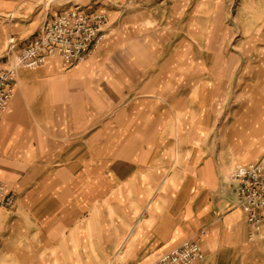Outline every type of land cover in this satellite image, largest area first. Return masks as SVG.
I'll use <instances>...</instances> for the list:
<instances>
[{"label":"rangeland","instance_id":"374dc122","mask_svg":"<svg viewBox=\"0 0 264 264\" xmlns=\"http://www.w3.org/2000/svg\"><path fill=\"white\" fill-rule=\"evenodd\" d=\"M73 5L109 20L79 65L92 64L88 85L118 111L113 124L102 125L99 148L84 143L83 213L58 216L68 224V264H158L173 250L158 260L140 237L153 212L160 222L179 215L188 229L191 180L212 176L230 184L221 196L231 195L239 208L231 174L264 161V0H0V59L11 39L19 44L18 35ZM148 144L154 151L147 165L138 160ZM158 172L179 181H159ZM94 176L100 181L90 182ZM239 209L243 243L236 252L215 248L213 264H264L263 236ZM43 217L48 224L54 216ZM209 229L186 240L198 242L205 259ZM77 239L84 241L81 252Z\"/></svg>","mask_w":264,"mask_h":264},{"label":"crops","instance_id":"0c3cea01","mask_svg":"<svg viewBox=\"0 0 264 264\" xmlns=\"http://www.w3.org/2000/svg\"><path fill=\"white\" fill-rule=\"evenodd\" d=\"M41 27L32 34L18 35L20 51L39 35ZM5 63V58L0 59V64ZM91 65L73 69L55 59L40 69L18 72L16 94L0 126V181L15 197L12 208H0V264H68L72 247L68 224L58 216L83 213L86 178L80 170L84 143L92 142L93 151L99 148L95 140L105 133L102 125H110L118 111L116 103L112 105L88 85L93 77ZM150 147L154 146L148 144L138 161L149 164V151H154ZM96 177L89 181L99 182ZM157 179L164 182V172H158ZM195 179L188 187L194 193L183 212L190 223L188 229L181 227L179 215L176 222L170 216L160 222L157 212L140 228V237L148 239L158 260L205 227L210 234L202 240L206 259L201 264L218 262L215 248L236 252L243 243L245 216L231 195L221 196L230 184L213 176L201 182ZM177 181L179 176L173 175L165 182ZM35 215L40 216L36 222ZM43 216L54 217H48L47 224ZM75 233L79 235V228ZM73 246L81 252L83 239Z\"/></svg>","mask_w":264,"mask_h":264},{"label":"built area","instance_id":"2783aa9c","mask_svg":"<svg viewBox=\"0 0 264 264\" xmlns=\"http://www.w3.org/2000/svg\"><path fill=\"white\" fill-rule=\"evenodd\" d=\"M108 21L103 13H89L84 6L73 5L47 18L39 35L21 51L18 42L11 39L6 63L0 64V126L15 97L19 70H37L55 59L68 68L82 64L97 48ZM230 182L252 231L264 239V161L237 167ZM14 204V195L0 181V208H12ZM204 259L201 246L190 240L163 256L158 264H199Z\"/></svg>","mask_w":264,"mask_h":264}]
</instances>
